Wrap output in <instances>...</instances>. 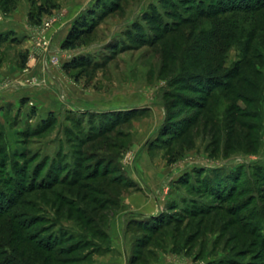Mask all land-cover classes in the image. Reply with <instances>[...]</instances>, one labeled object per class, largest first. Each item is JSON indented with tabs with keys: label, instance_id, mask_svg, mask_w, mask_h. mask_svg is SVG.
<instances>
[{
	"label": "rangeland",
	"instance_id": "374dc122",
	"mask_svg": "<svg viewBox=\"0 0 264 264\" xmlns=\"http://www.w3.org/2000/svg\"><path fill=\"white\" fill-rule=\"evenodd\" d=\"M163 1L0 0V191L11 179L19 189L36 187L21 198L18 219L46 220L31 231L45 226L40 237L78 244L68 256L85 258L78 264H129L143 237L132 221L159 213L182 220L177 238L172 223L141 249L137 264H264V0L257 14H231L218 40L223 68L237 66L242 83L208 94L189 86L187 75L202 72L195 60L213 51L187 40L188 25H177L184 37L156 38L159 30L143 20L156 9L161 25H175L164 17ZM97 2L104 12L89 20L91 32L79 47L64 48L73 25L87 20ZM39 6L47 12L38 20ZM186 7L173 13L195 15ZM48 19L45 50L39 39ZM76 59L85 64L67 70ZM61 177L82 187L39 191ZM108 202L118 206L106 205L100 214L107 221L93 222L88 214ZM77 208L89 217L88 228L76 220ZM191 210L207 215L196 238L184 243L196 231H184L185 223L201 218L186 216Z\"/></svg>",
	"mask_w": 264,
	"mask_h": 264
},
{
	"label": "trees",
	"instance_id": "16d2710c",
	"mask_svg": "<svg viewBox=\"0 0 264 264\" xmlns=\"http://www.w3.org/2000/svg\"><path fill=\"white\" fill-rule=\"evenodd\" d=\"M259 2V0H188L187 3L181 4H183V6L187 5L188 7L186 8H193L196 13L191 17H183L180 12L173 13V10L177 9V7L179 5L181 6V4H176L171 0H165L163 1V7H167V10L165 11L166 13H164V17L168 20H174V26H169L168 23L161 25L160 20H162L163 17L156 11V9H152L150 15H145L143 17V20L147 23L150 22L152 26L159 30V32H156L153 35L156 38H160L159 36L162 35L184 37V32L186 31V29H178L177 25H188L190 26V28L188 32L189 35H186L187 40H192V38H194V42L198 43V46H196L198 48H203L207 45V50L205 52L206 54H208L210 51H213L211 55L202 57V62L198 63V59L195 60L197 64H200V66H202V72H191L187 75L193 80L189 83V86H192L194 88V83L199 94H208V92H210L213 87L221 86L224 90L228 89V86L233 80H235V82H233V85L235 87L238 85V82L242 83L240 76L237 75V72H239L237 66L233 67L231 70L226 71L223 68V64L221 61L222 57H219V53L217 50V47L220 44L218 40L224 37V35L226 34V30L222 28V26H227V22L229 19L228 17L232 16L231 14H247L250 12L257 14L261 10H263V3L259 4ZM102 4L103 2H97L95 7L88 11L87 20L85 19L81 22H76L73 25V29L69 32L67 39L63 43L64 48L75 49L79 47V45L81 44L82 36H85L91 32L92 25H90L91 22L89 20L101 18V14L104 12V10L102 9ZM100 9L101 12L99 14L98 10ZM45 12H47V10L44 9V7L39 6L37 19L39 20L41 15ZM205 26L208 27L207 30H205ZM137 28L139 29V26L135 25L134 31L138 34L139 30H137ZM261 30L264 31V28H261ZM202 63L203 65H201ZM83 64H85L84 61L76 59L71 63L66 64L65 68L67 70H71L72 68H77L79 66H82ZM197 85H203L204 87H198ZM101 132H99L97 135V146L102 147L105 146L106 140L103 138ZM101 175V178H105L104 176L107 175V173H102ZM92 178L98 177H89V179ZM115 180V177H111L108 182L110 184H114L116 183ZM3 183L5 189H1L0 191V264H78L85 260V258H81L80 256L68 257L79 250L78 244H73L69 247H62L61 245H59L60 243L58 244V241H56L53 237H40L41 234H45L48 231L45 226L41 227V233H36L37 235H35V233L31 231L35 228L36 224L46 222V220H43L41 218H34V220L29 221L28 223H23L18 219L20 216H24L19 215L22 214L20 213V211H16V208L19 205L22 206L24 204L21 198H23L24 194L35 190L36 187L29 185L26 189H24V187H22L21 185L20 187L22 189H19V184L15 183L14 179H11L9 182L4 181ZM54 184H60L70 187L78 185L82 187V183L78 184L74 179L68 182V180L66 181V179L62 177L58 180V182H53L52 184L48 183L46 186L41 185L40 187H37L39 188V191H42L44 189L49 190ZM106 192L109 191L106 190ZM214 196L219 197V193H215ZM227 196L229 197L230 195H226V197ZM59 199V201H61L68 207L74 204L73 202L66 201L64 197H59ZM78 199H80V202L82 203L85 200V198L83 196H80V194L77 192V197L75 200ZM106 205H110L115 208L118 206V203L108 202L104 206H100L99 208L95 207L93 210H91L88 215L89 217L92 216V214L95 215V219L93 222H99L100 224L107 219V215L105 213L100 214V211L103 210ZM75 213L76 220L80 221L83 219L84 226L88 228L91 222H89V217H86V213H82L79 208L75 210ZM81 215L85 217H81ZM206 215L207 214L199 211L197 213V211L195 210H191L190 214L186 215L190 216L191 218H195L197 216H201V218L195 223V225H193L192 223H185L183 227L184 231L190 228H196V233L194 232L188 237H185L184 243H190L194 240V238H196L197 229L201 228L205 223ZM165 217L166 216L164 215V213H159L154 216L143 217L145 219L141 217L143 220H141V218H138L139 221H132L133 223H139L142 226L141 230H143V237H140L139 239H137V242H135L137 243V247L135 249V252L137 253H132L129 264H137L139 262L138 255L140 254L141 249L145 248L151 241H153L154 237H160L162 234L164 235L166 233L164 230H167L172 223L176 224V226L173 228L174 236L172 235L175 242L179 233V227L180 225H182V220L174 221L176 219L174 218V220L171 222L170 219L164 220ZM95 228H97V226ZM180 238H182V235L180 236ZM53 241L55 242V244H51V242Z\"/></svg>",
	"mask_w": 264,
	"mask_h": 264
},
{
	"label": "built area",
	"instance_id": "2783aa9c",
	"mask_svg": "<svg viewBox=\"0 0 264 264\" xmlns=\"http://www.w3.org/2000/svg\"><path fill=\"white\" fill-rule=\"evenodd\" d=\"M53 20L48 19L46 20L44 23H42L41 26V36L39 39V45L42 46V48H44L45 50H47L49 48V38L46 36V31L49 30V28H51ZM50 61L52 63L57 62L56 57H51Z\"/></svg>",
	"mask_w": 264,
	"mask_h": 264
},
{
	"label": "crops",
	"instance_id": "0c3cea01",
	"mask_svg": "<svg viewBox=\"0 0 264 264\" xmlns=\"http://www.w3.org/2000/svg\"><path fill=\"white\" fill-rule=\"evenodd\" d=\"M2 28H0V30H1ZM4 29V28H3ZM4 30H6V28L4 29ZM12 31H14L13 29H11ZM2 32L0 31V34H1ZM3 38V37H2Z\"/></svg>",
	"mask_w": 264,
	"mask_h": 264
}]
</instances>
